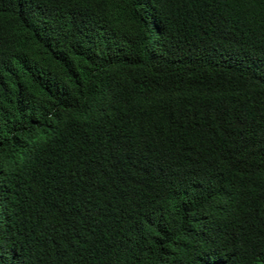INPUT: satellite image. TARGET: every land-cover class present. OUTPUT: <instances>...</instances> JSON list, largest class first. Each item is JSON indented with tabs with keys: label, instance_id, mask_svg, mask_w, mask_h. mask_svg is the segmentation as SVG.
I'll use <instances>...</instances> for the list:
<instances>
[{
	"label": "trees",
	"instance_id": "obj_1",
	"mask_svg": "<svg viewBox=\"0 0 264 264\" xmlns=\"http://www.w3.org/2000/svg\"><path fill=\"white\" fill-rule=\"evenodd\" d=\"M0 264H264V0H0Z\"/></svg>",
	"mask_w": 264,
	"mask_h": 264
}]
</instances>
